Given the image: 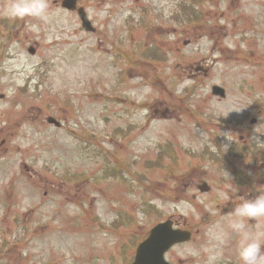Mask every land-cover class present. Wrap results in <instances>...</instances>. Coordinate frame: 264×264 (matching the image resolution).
Wrapping results in <instances>:
<instances>
[{
    "label": "rangeland",
    "instance_id": "374dc122",
    "mask_svg": "<svg viewBox=\"0 0 264 264\" xmlns=\"http://www.w3.org/2000/svg\"><path fill=\"white\" fill-rule=\"evenodd\" d=\"M62 1L48 0L46 19L26 16L17 28L0 13V264H130L138 243L168 218L201 235L167 260L225 259L240 234L229 225L210 231V200L245 186L228 175L240 160L216 163L208 149L242 140L227 119L248 125L245 82L259 75L245 66L264 63V0H76L95 33ZM184 6L210 30L189 27L193 11ZM157 19L163 27L152 33ZM146 48L165 61H144ZM213 85L234 103L214 97ZM69 127L97 137L80 142ZM252 129L264 131V116ZM242 168L248 188L264 189V167ZM118 170L128 182L111 177ZM105 173L110 179L95 181ZM202 182L209 192L198 189ZM122 218L130 221L123 228Z\"/></svg>",
    "mask_w": 264,
    "mask_h": 264
},
{
    "label": "flooded vegetation",
    "instance_id": "af4514ba",
    "mask_svg": "<svg viewBox=\"0 0 264 264\" xmlns=\"http://www.w3.org/2000/svg\"><path fill=\"white\" fill-rule=\"evenodd\" d=\"M259 65H252L251 63H248V65L245 66V68L248 69H255L258 72V83L256 82H250L246 81L247 83L245 89V106L247 107L246 115H248L249 118V132L248 129L244 128V132L241 131L239 134V138L242 140H239L237 142H230V148L226 151L227 158L230 159H238L240 160V167L239 168H233L232 172L228 175L231 177L230 180L235 184L239 185V183L244 184L245 187L237 188V192L235 189L231 188L228 189L229 193H226L224 197H212L210 200L211 203V209L210 211L213 213L212 216L209 217L208 222L211 225L212 231L215 226H224L229 225L232 226L235 221L240 220V218H235L231 215L233 208L239 203L240 196H244L246 193L250 195H254L255 191H262L264 189L258 188V187H251L248 188V185L245 181H249L250 179L246 175V171L242 168L243 166H253L255 169V174L259 171V168L264 167V156L262 157L259 154L258 149H262L264 151V131L259 132L257 135H253V127L258 123V120L260 117L264 116V63L259 62L257 63ZM200 68H196V72H199ZM257 74V73H253ZM242 102V101H241ZM241 102H235L236 106H238V103L240 105ZM243 106V102H242ZM239 125H242V121L238 122ZM228 128L233 129V123L230 121L228 123ZM241 130V129H240ZM235 132V129L234 131ZM249 135V137H248ZM253 136H256L257 139L261 142H252L247 143L248 140L252 139ZM245 139V140H244ZM261 143V144H260ZM258 144V145H254ZM240 147L245 148L243 153L241 154V158L234 157L236 154L240 152ZM234 192V193H233ZM232 219V221L223 222L221 221L222 217ZM246 230L251 231L254 234H260L262 238H264V218H260L254 221L249 220H242L241 221ZM177 224H180V228L185 229L191 233V240H195L201 235V231L199 228H190L187 227L184 223L178 222ZM204 226L203 223L198 222V227ZM179 228V227H178ZM239 234V233H237ZM239 239H237L238 241ZM186 244V243H185ZM235 244V243H234ZM183 245V243L181 244ZM236 245V244H235ZM226 254L225 259L222 257L212 259V262H208V264H239L238 258L236 256V246L226 247ZM183 261V260H181ZM178 264H185L184 262H179Z\"/></svg>",
    "mask_w": 264,
    "mask_h": 264
},
{
    "label": "clouds",
    "instance_id": "9594fccd",
    "mask_svg": "<svg viewBox=\"0 0 264 264\" xmlns=\"http://www.w3.org/2000/svg\"><path fill=\"white\" fill-rule=\"evenodd\" d=\"M47 11L48 0H7L3 8H0V13L12 19H22L26 16L46 19ZM147 91L148 89H145V92ZM252 141L260 142L256 136L252 137ZM222 148L223 151H227L228 145L225 144ZM235 191L237 192V188ZM231 215L240 218L232 225V230L240 234L236 244L239 264H264V238L260 234L246 230L241 222L264 218V190L255 191L254 195L246 193L240 196L239 203L233 208Z\"/></svg>",
    "mask_w": 264,
    "mask_h": 264
},
{
    "label": "water",
    "instance_id": "95a60500",
    "mask_svg": "<svg viewBox=\"0 0 264 264\" xmlns=\"http://www.w3.org/2000/svg\"><path fill=\"white\" fill-rule=\"evenodd\" d=\"M64 6L71 8L74 6V1L67 0L64 3ZM80 16L84 19V13L82 10H79ZM84 27L90 29L88 24L84 22ZM30 52L34 50L30 49ZM214 90H218L214 88ZM215 93L222 94V90H218ZM164 232V233H163ZM168 234V236H164ZM189 236L185 232L181 231H172L171 225L169 223L161 224L155 227L149 236V238L144 241L137 250V256L133 264H167L164 261L163 254L164 252L173 244L187 239Z\"/></svg>",
    "mask_w": 264,
    "mask_h": 264
}]
</instances>
